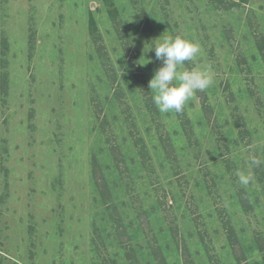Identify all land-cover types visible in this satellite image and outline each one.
<instances>
[{
	"label": "rangeland",
	"instance_id": "rangeland-1",
	"mask_svg": "<svg viewBox=\"0 0 264 264\" xmlns=\"http://www.w3.org/2000/svg\"><path fill=\"white\" fill-rule=\"evenodd\" d=\"M162 33L215 72L180 113ZM0 264H264V0H0Z\"/></svg>",
	"mask_w": 264,
	"mask_h": 264
},
{
	"label": "clouds",
	"instance_id": "clouds-1",
	"mask_svg": "<svg viewBox=\"0 0 264 264\" xmlns=\"http://www.w3.org/2000/svg\"><path fill=\"white\" fill-rule=\"evenodd\" d=\"M152 40L153 43L144 52L154 50L156 60L161 61L148 82L153 103L162 114L180 113L197 92L213 85L214 69L210 64L197 63L202 50L195 39L162 33ZM150 59L143 55L138 63L143 66ZM188 62L194 66L187 67ZM237 176L241 185H248L252 179L251 175L243 172L237 173Z\"/></svg>",
	"mask_w": 264,
	"mask_h": 264
}]
</instances>
